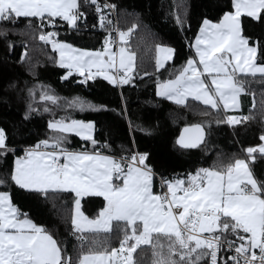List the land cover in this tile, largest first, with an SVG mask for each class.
Here are the masks:
<instances>
[{
  "label": "snow or ice",
  "instance_id": "6c2138e0",
  "mask_svg": "<svg viewBox=\"0 0 264 264\" xmlns=\"http://www.w3.org/2000/svg\"><path fill=\"white\" fill-rule=\"evenodd\" d=\"M86 2L95 6L104 27L103 9L114 5ZM231 6L233 10L225 12L218 23L203 21L193 45L198 59L189 58L175 79L159 83L158 96L180 105L191 97L217 111L221 106L228 110L239 106L238 98L245 91L241 77L259 74L264 78V63H257L259 45L250 46L241 21L243 16L264 21V0H231ZM80 7L79 0H0V22L23 17L47 19L55 25L59 18L76 28L85 16ZM131 31L119 33L125 44ZM56 35L42 33L39 38L59 51V66L69 69L68 76L74 69L84 77L81 83L97 76L116 86L132 80L134 52L120 47L117 63V53L111 51L113 42L107 38L103 50L88 51L53 39ZM157 52L164 54L156 60L160 69L173 58L174 49L157 46ZM41 99L56 101L47 94ZM222 122L233 126L242 120L228 116ZM48 127L59 135L40 141L17 157L11 180L20 189L45 195L50 190L73 194V230L84 243H89L88 233L108 234L114 222L117 227L123 225L119 247L89 249L75 264H137L134 254L144 246L152 250V264H264V182L255 178L248 160L236 159L219 169L200 168L186 178L162 179L163 191L158 193L147 154L119 159L102 154L96 150L91 122L56 120ZM184 132L194 136L185 143L182 135V146L196 147L203 142L200 124ZM67 134L90 142L92 150H69ZM260 139L264 141V135ZM6 140L0 128V156L14 151ZM246 152L254 161V153L264 155V144ZM87 197L105 202L95 218L82 210ZM0 264H73V259L65 255L52 234L13 205L8 192L0 191Z\"/></svg>",
  "mask_w": 264,
  "mask_h": 264
},
{
  "label": "trees",
  "instance_id": "16d2710c",
  "mask_svg": "<svg viewBox=\"0 0 264 264\" xmlns=\"http://www.w3.org/2000/svg\"><path fill=\"white\" fill-rule=\"evenodd\" d=\"M79 2L85 16L76 28L59 18L55 25L47 19L23 17L0 22V128L6 133L8 147L14 150L0 156V191L8 192L21 213L52 234L73 264L89 249L119 247L123 236L119 228L123 225L121 222L117 227L114 222L108 234L88 233L89 243H84L77 239L79 233H74L71 222L73 194L48 191L45 195L22 190L13 183V162L23 149L59 135L49 129V122H92L96 149L113 157L133 151L147 154V165L164 179L186 178L200 168L219 169L245 159L255 178L264 182V155L254 153L255 160L251 161L246 152L258 146L264 135V79L241 77L246 93L254 100L242 114V122L235 126L222 122L226 114L220 110L210 111L192 101L177 106L156 96L160 82L174 78L189 58H195L193 43L203 21L220 20L225 12L232 11L231 0H98L101 7L114 5L103 9L105 28L100 26L95 6L86 0ZM114 19L123 32L132 30L125 46L135 53L132 80L119 89L102 79L84 84L80 77L68 76L67 70L57 66L52 44L39 38L42 33L55 32V40L77 48L103 50ZM241 21L250 45H259L257 63H264V21L246 17ZM157 46L174 49L173 59L158 71ZM44 94L56 97L55 103L42 100ZM194 124L204 128V144L194 150L178 148L175 140L180 130ZM67 136L69 150H92L90 142ZM104 203L100 197H87L82 210L94 218ZM134 255L137 264H152L150 247L144 246Z\"/></svg>",
  "mask_w": 264,
  "mask_h": 264
},
{
  "label": "crops",
  "instance_id": "0c3cea01",
  "mask_svg": "<svg viewBox=\"0 0 264 264\" xmlns=\"http://www.w3.org/2000/svg\"><path fill=\"white\" fill-rule=\"evenodd\" d=\"M233 10V9H232ZM243 17H246V18H250V17H247V16H243ZM222 18V17H221ZM250 19H252V18H250ZM221 20V19H220ZM220 20H218L217 22H212V23H218ZM254 20V19H253ZM202 25H203V23H202ZM202 25H201V27H202ZM121 32H123L122 30H121ZM125 33H128V32H125ZM198 34H199V32H198ZM197 34V35H198ZM128 37H129V35H128ZM128 37H127V39H128ZM197 37V36H196ZM119 41H120V43H119V45L116 47V48H111V51L112 52H116L117 53V63H118V61H119V48L121 47V46H123V47H125L126 48V46H125V43L124 42H122L121 40H120V37H119ZM195 44V40H194V43H193V45ZM250 46H252V45H250ZM161 47H167V46H161ZM167 48H170V47H167ZM52 49H53V47H52ZM127 49V48H126ZM193 49H194V53H195V58L194 59H198V57L196 56V51H195V48L193 47ZM54 50V49H53ZM89 50V49H88ZM128 51H130L131 52V49H127ZM91 51H97V50H91ZM54 52H55V54H56V50H54ZM158 55L161 57V58H163V55L164 54H162V53H158L157 52V48H156V52H155V67H156V70L158 71V70H161V69H163L165 66H166V64L168 63V62H170L171 60H167V61H165V63H164V67L163 68H160V69H158L157 68V64H156V60H157V57H158ZM174 56V55H173ZM56 62H57V54H56ZM63 69H65V70H67V72H69V69H67V68H63ZM72 71V74L73 75H75V76H78V77H80V80L81 81H83L84 80V77L83 76H81L79 73H77L74 69L73 70H71ZM93 72H95L96 71V69H93L92 70ZM177 76V75H176ZM176 76L174 77V78H172V79H175L176 78ZM251 77V76H250ZM256 77H260L259 76V74L256 76ZM97 79H102V80H104V81H106L107 83H109L107 80H105L102 76H97L95 79H92V80H89L88 82H85L84 84H87V83H92V82H94L95 80H97ZM262 79H264V78H262ZM171 80V79H170ZM165 82V81H164ZM264 82V81H263ZM160 83H163V82H160ZM109 84H111V83H109ZM111 85H113V84H111ZM125 85V84H124ZM113 86H115L117 89H119L120 87H122L123 85H119V86H116V85H113ZM158 86V85H157ZM157 90H158V87H157V89H156V96L158 97V98H160V99H162V100H165V101H167V102H169V103H172V104H175V105H177V106H184V105H186L187 104V102H189V101H192V102H195V103H197V104H199V105H201V106H203V107H205V108H208L210 111L212 110V111H217V110H215V109H212L211 107H209V106H206V105H204L202 102H200V101H196V100H194L193 98H191V97H189L188 99H187V101H186V103L185 104H183V105H180V104H176L173 100H170V99H167V98H165V97H162V96H158L157 95ZM248 99V100H247ZM253 98H251L247 93H246V91H244L243 93H241V95L239 96V98H238V101H239V106L237 107V108H229L228 110H224L223 109V107L221 106V109H220V111L221 112H223V113H225L226 115H225V117H224V120H226V118L228 117V116H235V117H238V118H241L242 119V114L248 109V108H250V107H252V105H253ZM92 123V122H91ZM237 125V124H236ZM233 126H235V125H233ZM204 129V128H203ZM181 131V130H180ZM180 133V132H179ZM67 135H74V136H76L75 134H67ZM93 135H94V131H93ZM179 135V134H178ZM76 137H78V136H76ZM178 137V136H177ZM79 139H81L80 137H78ZM177 139V138H176ZM82 140V139H81ZM175 144H176V140H175ZM261 144H264V141H261V143L258 145V146H256L255 148H258ZM177 146V145H176ZM178 147V146H177ZM201 147V146H200ZM199 147V148H200ZM29 148H32V147H28V148H25V149H23V151H22V154H21V156L20 157H22L23 156V154H24V152H25V150L26 149H29ZM179 148V147H178ZM96 150H98V151H100L99 149H96ZM183 150V149H182ZM194 150V149H193ZM101 152V151H100ZM133 152H136V151H133ZM102 154H104V155H108V154H105V153H103V152H101ZM138 153V152H137ZM257 153H259V152H257ZM260 154V153H259ZM109 156H111V155H109ZM115 158H117V157H115ZM15 161V160H14ZM13 169H14V162H13V166H12V171H13ZM14 183V182H13ZM15 184V183H14ZM17 186V185H16ZM18 187V186H17ZM22 190H24V189H22ZM25 191H28V190H25ZM51 191V190H50ZM32 192V191H31ZM36 192V191H35ZM103 199V198H102ZM98 214V213H97ZM73 215H74V204H73V206H72V210H71V222H72V218H73ZM97 216V215H96ZM95 216V217H96ZM94 217V218H95ZM90 219L91 218H93V217H89ZM73 225V224H72Z\"/></svg>",
  "mask_w": 264,
  "mask_h": 264
},
{
  "label": "built area",
  "instance_id": "2783aa9c",
  "mask_svg": "<svg viewBox=\"0 0 264 264\" xmlns=\"http://www.w3.org/2000/svg\"><path fill=\"white\" fill-rule=\"evenodd\" d=\"M115 20V25L113 26V29L111 30V33H110V38L109 40L112 41L113 43L111 44V48H116L120 41H119V33L121 32V30L119 29L118 25H117V21L116 19ZM106 27V24H104V28ZM89 81V80H88ZM87 81V82H88ZM25 153V152H24ZM132 154H139L137 152H132L130 154H127V155H123V156H119L117 157V159L121 158V157H129L131 156ZM24 156V154H23ZM164 179L163 177L157 175V174H154V181H155V184H156V188H157V192H161L163 191V189L161 188V180Z\"/></svg>",
  "mask_w": 264,
  "mask_h": 264
},
{
  "label": "water",
  "instance_id": "95a60500",
  "mask_svg": "<svg viewBox=\"0 0 264 264\" xmlns=\"http://www.w3.org/2000/svg\"><path fill=\"white\" fill-rule=\"evenodd\" d=\"M195 125V124H194ZM192 126V125H191ZM191 126H186V127H183L176 139V145L180 148V149H183V150H193V149H197L199 148L200 146H202L205 142V139H206V132L205 130L203 129V132H204V138H203V142L199 143L196 147H184L182 146L181 143H179L180 139H181V136L183 135L184 136V139H185V143H188L190 142V137L194 136V134L192 133H185L184 132V129L185 128H190ZM203 128V127H202Z\"/></svg>",
  "mask_w": 264,
  "mask_h": 264
},
{
  "label": "rangeland",
  "instance_id": "374dc122",
  "mask_svg": "<svg viewBox=\"0 0 264 264\" xmlns=\"http://www.w3.org/2000/svg\"><path fill=\"white\" fill-rule=\"evenodd\" d=\"M143 32V31H142ZM145 35V34H144ZM148 40H150V41H152L151 40V38L150 37H148L147 35L145 36ZM59 42H61V43H65V42H62V41H59ZM68 44V43H67ZM74 47V46H73ZM121 47H123V46H121ZM74 48H76V49H81V50H88V49H82V48H77V47H74ZM88 51H91V50H88ZM56 54H57V62H56V64H57V66L58 67H60L59 66V61H60V54H59V51L58 50H56ZM60 68H62V67H60Z\"/></svg>",
  "mask_w": 264,
  "mask_h": 264
}]
</instances>
